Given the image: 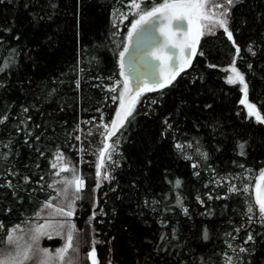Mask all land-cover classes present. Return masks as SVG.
I'll return each instance as SVG.
<instances>
[{"label": "trees", "instance_id": "16d2710c", "mask_svg": "<svg viewBox=\"0 0 264 264\" xmlns=\"http://www.w3.org/2000/svg\"><path fill=\"white\" fill-rule=\"evenodd\" d=\"M132 2L0 0V241L53 198L62 156L84 181L73 225L97 264H224V253L264 264L253 193L264 123L228 83L235 68L264 118V0L232 2V39L202 36L175 79L149 87L112 130Z\"/></svg>", "mask_w": 264, "mask_h": 264}, {"label": "snow or ice", "instance_id": "6c2138e0", "mask_svg": "<svg viewBox=\"0 0 264 264\" xmlns=\"http://www.w3.org/2000/svg\"><path fill=\"white\" fill-rule=\"evenodd\" d=\"M233 0H227V4L231 5ZM131 9H135L136 14L138 15V19H136L129 29L128 32V39L131 40L133 35L137 33L143 26L154 24L157 29L159 30V35L161 39L153 46V48L146 54L154 60L160 62L158 67H160L161 74L163 76V82L160 83V87H165L167 84L171 83L173 79H175V75L178 74L176 69L175 59L172 60L171 68L172 71H168V61L169 55L175 57L174 52H170V49H179L181 53H185L186 48H192L193 52L195 51V43L198 42L200 36L203 34V29L207 28L211 31L210 24L213 22L218 24L219 27L223 28V30L228 34V38L232 39V34L228 30L227 27V19H222L217 17V13L212 11L211 8H219L223 7L221 4H212L210 6L209 0H164L163 3H160L158 6L152 7L150 10H144L141 3L133 2L129 5ZM223 17L227 16V9L220 14ZM184 21H187L189 29L186 30L184 26ZM175 22V23H174ZM207 22V23H205ZM128 51L127 47L124 49L123 52L120 53L121 62H123L125 53ZM239 52V49H237ZM190 61V58L185 60V65ZM7 65H5L6 67ZM123 67V64H122ZM3 69H0L2 71ZM182 70V69H181ZM231 71L234 73L233 76H229L228 83L235 84L239 82L243 87L242 91H244L245 99L241 100V104H244L245 107L248 109V115L255 116L256 120L260 123H264V118L261 117V114L257 111L256 107L247 101V84L244 82V77L232 68ZM121 76H124V72H121ZM151 90V89H149ZM112 91H116L115 88ZM131 91L129 88V81L127 78L123 81V90L120 93V109L125 113V117L127 115H131L132 108L134 107V103L136 99L139 97L141 92L139 90L136 91L135 95L129 97V105L126 107L125 103V96L126 93ZM121 116V112H117V117ZM116 122H113V129L116 128ZM110 133L109 135H111ZM108 145H105V150L101 151L100 156L101 158L104 157L105 151L108 149ZM58 161H63L62 156L57 157ZM103 166V162L101 159V164L97 166V176H100V169ZM195 167V165H194ZM53 168H57V164H53ZM70 169L67 166L59 167L57 171V175H60L61 172H68ZM73 175L71 179H65L62 181L66 185L65 192L68 191V188L71 187L73 184L75 185V193H80L84 186V181L78 175H75L74 169H72ZM107 179V176L104 177ZM260 181H264V173H261ZM258 181L256 184V196H255V203L258 206V211L260 214L261 219H264V187H262L261 182ZM177 186H179V181H177ZM247 191V189H245ZM79 196L77 195L75 199H78ZM73 204L74 200L67 205V208H57L56 211L64 217L69 218L68 222V234L66 238V242L64 246L57 252V258L61 261L64 260L67 253L70 250L75 251L73 248V232L75 231V226L70 223V218L73 215ZM47 208H51L52 204L47 203L45 205ZM253 209L250 207L249 212ZM63 227V225H61ZM42 228L37 227L35 232L37 234H43ZM0 229H4V225L0 224ZM20 231V226L17 225L12 229L7 230V240L9 245L15 246V251L9 252L0 258V264H25L26 261L30 260L32 257L30 256V247L28 248H21L18 238L15 234ZM205 238L206 234H205ZM38 239L37 236H33V240ZM249 240L252 239L251 236L248 237ZM231 247V245H229ZM241 252L245 251V249L241 248ZM47 256V252L44 253ZM88 258L91 261V264H97V258L95 249H93L89 254ZM224 264H232V257L229 256L227 253L223 255ZM40 264H47V261H40ZM71 264V261H69Z\"/></svg>", "mask_w": 264, "mask_h": 264}, {"label": "rangeland", "instance_id": "374dc122", "mask_svg": "<svg viewBox=\"0 0 264 264\" xmlns=\"http://www.w3.org/2000/svg\"><path fill=\"white\" fill-rule=\"evenodd\" d=\"M235 0H233L234 2ZM210 6L212 4H221L223 7L219 8H211L212 11H215L217 13L218 18L225 19L226 17L221 16L225 9H227V15L228 11L230 8V5L227 4V0H209ZM135 11V9H134ZM137 11V10H136ZM138 19V15H136L135 20ZM134 20V21H135ZM133 21V22H134ZM207 23V22H205ZM132 25V24H131ZM131 28V27H130ZM211 31L209 29L205 28L203 29V34L200 36V38L206 34L213 33L220 29L218 24H215L214 22L210 24ZM223 29V28H222ZM129 43V39H128ZM197 46V42H196ZM229 70V76L234 77V73L231 71V68ZM229 78V77H228ZM130 88V86H129ZM149 86L147 85H142L138 90L141 92L139 97L136 99L134 103V107L136 103L138 102L139 98L141 95L148 91ZM137 91V90H136ZM136 91L132 96L135 95ZM130 92V91H129ZM128 92V93H129ZM126 93V96L128 95ZM125 96V98H126ZM131 96V97H132ZM242 99H245L243 97ZM241 99V100H242ZM249 102V101H248ZM130 101L128 100L126 103V107L129 105ZM241 104V101H240ZM248 115V109L245 107L244 104H241ZM132 108V110L134 109ZM118 112H121V116L118 118L116 117L115 122H116V128L121 125L126 117L125 113L120 109ZM249 116V115H248ZM255 120V116H251ZM113 130V127H112ZM101 164V162L99 163ZM61 166H67L70 170L68 172H61L60 175L55 174V179H54V185H55V195L53 196L52 199H50L48 202L45 203H51L52 207L47 208L45 205L42 207L40 212L37 213L35 217H33L31 220H27L23 225L20 226V231L17 232L15 235L20 238L18 240V243L21 248H28L30 247V256L32 257L30 260L26 261L25 264H40V261H47V264H69V261H71V264H91V261L88 258V254L92 251L86 247L84 241L82 240V235L81 238L75 237L77 235L76 230L73 232V248L75 251L70 250L69 253L66 254L65 258L63 261L59 260L57 258V252L64 246L68 234V222L69 218L61 216L56 209L57 208H67V205L74 200L73 204V214L75 208L82 202V199L84 197V194L81 190L80 193H75V185L73 184L71 187L68 188V191L65 192V187L66 185L62 183L63 180L65 179H71L73 172H72V166L68 162H60L57 164V171L59 170V167ZM56 171V173H57ZM264 173V170L261 172ZM75 175H78L81 178V175L78 173H75ZM261 176V174H260ZM260 176L257 177L256 182L260 178ZM82 179V178H81ZM256 184V183H255ZM255 188V186H254ZM254 193V190H253ZM79 196L78 199H75L76 196ZM74 221V215L70 218V223L73 224ZM63 225V227H61ZM42 228V233L43 234H37L35 232V229L37 227ZM83 232V231H82ZM38 239L33 240V236H37ZM79 235V233H78ZM80 237V235H79ZM54 241L57 240V244L49 245L46 243L47 241ZM15 251V246L14 245H9L7 237H5L4 240L0 241V258H2L4 255H6L9 252ZM47 252V256L44 255V253Z\"/></svg>", "mask_w": 264, "mask_h": 264}, {"label": "water", "instance_id": "95a60500", "mask_svg": "<svg viewBox=\"0 0 264 264\" xmlns=\"http://www.w3.org/2000/svg\"><path fill=\"white\" fill-rule=\"evenodd\" d=\"M183 23L185 29L188 30L189 26L187 21H184ZM160 39L161 37L159 35V30L157 29V27L154 24H149L143 26V28L135 33L132 39L129 40V43L126 46L128 51L125 53L123 62H121L120 59L122 71L128 76L131 89L125 99V102H127V99L131 97L134 92L138 90L142 85H147L151 89H156L160 87V83L163 82V76L161 74L160 67H158L160 62L146 55ZM169 51L175 53V57L169 55V72L172 71L171 63L173 59H175L176 63L175 71L178 73L181 68L190 63L193 57L192 48L185 49V53H187V56H185L184 53H181L179 49H170ZM188 58H190V61L185 65L184 62ZM258 181H260V178L258 179ZM260 182L262 187H264V181ZM256 184L254 188V199L256 196Z\"/></svg>", "mask_w": 264, "mask_h": 264}, {"label": "flooded vegetation", "instance_id": "af4514ba", "mask_svg": "<svg viewBox=\"0 0 264 264\" xmlns=\"http://www.w3.org/2000/svg\"><path fill=\"white\" fill-rule=\"evenodd\" d=\"M200 39V38H199ZM199 41V40H198Z\"/></svg>", "mask_w": 264, "mask_h": 264}]
</instances>
